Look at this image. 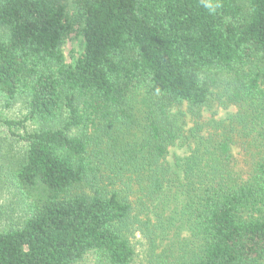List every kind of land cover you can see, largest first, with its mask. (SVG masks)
<instances>
[{
  "label": "trees",
  "instance_id": "1",
  "mask_svg": "<svg viewBox=\"0 0 264 264\" xmlns=\"http://www.w3.org/2000/svg\"><path fill=\"white\" fill-rule=\"evenodd\" d=\"M73 2L67 65L63 5L0 0V105L27 111L0 264H264V0ZM213 90L234 112L201 114Z\"/></svg>",
  "mask_w": 264,
  "mask_h": 264
},
{
  "label": "rangeland",
  "instance_id": "2",
  "mask_svg": "<svg viewBox=\"0 0 264 264\" xmlns=\"http://www.w3.org/2000/svg\"><path fill=\"white\" fill-rule=\"evenodd\" d=\"M58 3L64 6L65 11L71 19L72 27L70 33H68L63 40V53L65 57V63L67 65H74L75 62L81 57L84 49V40L81 35V24L74 22V2L73 0H57ZM218 91V90H217ZM216 90L211 91L208 104L201 109V114L204 117L214 116L215 118H223L227 116L229 112H234L233 108L225 109L222 105L224 99L217 94ZM27 114L25 104L20 101L14 104L12 107L5 108L0 105V228L12 225L13 221H18L20 205L17 195L9 188L7 176L9 173V167L12 166L10 157L13 152L20 149V144L17 142L15 136L9 135L8 130L5 128L3 121H20L25 118ZM26 126L30 131L35 127L32 122H27ZM14 132H19L17 129ZM13 137V138H12ZM14 142H10L13 141ZM10 140V141H9ZM11 144V145H10ZM13 147V148H12ZM12 211V212H10ZM16 219V220H14ZM140 248H142L140 246ZM136 249L139 254L141 249ZM140 257L135 258L132 264H138ZM81 264H101L95 262V258L88 255L87 258Z\"/></svg>",
  "mask_w": 264,
  "mask_h": 264
},
{
  "label": "clouds",
  "instance_id": "3",
  "mask_svg": "<svg viewBox=\"0 0 264 264\" xmlns=\"http://www.w3.org/2000/svg\"><path fill=\"white\" fill-rule=\"evenodd\" d=\"M201 6L210 14L214 15L222 7L219 0H201Z\"/></svg>",
  "mask_w": 264,
  "mask_h": 264
}]
</instances>
